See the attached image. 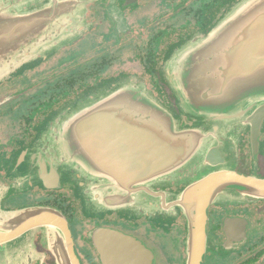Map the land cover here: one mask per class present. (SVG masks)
<instances>
[{
    "label": "water",
    "instance_id": "water-1",
    "mask_svg": "<svg viewBox=\"0 0 264 264\" xmlns=\"http://www.w3.org/2000/svg\"><path fill=\"white\" fill-rule=\"evenodd\" d=\"M0 0V83L61 48L62 0ZM161 73L177 101L166 106L126 75L98 83L52 111L0 184V264H82L60 210L3 206L12 194L72 184L86 215L142 217L182 208L190 232L185 264H202L206 208L264 197V177L235 171L237 142L264 128V0H239L207 32L167 55ZM180 114L196 119L181 125ZM200 177L192 179L191 176ZM188 183L180 194L166 187ZM101 237H104L100 239ZM104 264L149 263L144 246L118 230L92 237Z\"/></svg>",
    "mask_w": 264,
    "mask_h": 264
},
{
    "label": "flooded vegetation",
    "instance_id": "flooded-vegetation-1",
    "mask_svg": "<svg viewBox=\"0 0 264 264\" xmlns=\"http://www.w3.org/2000/svg\"><path fill=\"white\" fill-rule=\"evenodd\" d=\"M238 1L64 0L68 37L63 46L0 83V184L9 162L30 146L46 117L98 83L136 76L161 102L178 111L161 73L167 55L194 33L210 30ZM180 117L183 127L197 122L193 117ZM250 131L248 128L237 142L234 168L239 174L264 177V128L258 138H251ZM187 185L183 182L165 190L180 194ZM62 186L58 190L34 187L12 194L2 203L10 209L45 205L60 210L82 264H104L92 237L106 230L121 231L141 242L150 259L147 264L187 261L190 222L182 208L171 218L165 208L135 219L118 213L86 215L72 184ZM204 232L202 264H264V197L210 203ZM35 243L45 253L46 263L53 264V256L39 244V235Z\"/></svg>",
    "mask_w": 264,
    "mask_h": 264
},
{
    "label": "rangeland",
    "instance_id": "rangeland-1",
    "mask_svg": "<svg viewBox=\"0 0 264 264\" xmlns=\"http://www.w3.org/2000/svg\"><path fill=\"white\" fill-rule=\"evenodd\" d=\"M38 1H39V0H35V2H34L35 5H36V8H40V7L45 6V2H44L42 5H38V3H37ZM46 1H47V2H46L47 5L51 2V0H46ZM62 3L64 4V0H62ZM50 4H53V2L50 3ZM50 4H49V5H50ZM63 9H64V6H63ZM80 201H81V200H80ZM82 208H83V207H82ZM124 217L127 218V219H131V218H132V219H135V216H134V215H133V216H126V215H124Z\"/></svg>",
    "mask_w": 264,
    "mask_h": 264
}]
</instances>
